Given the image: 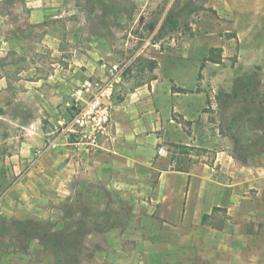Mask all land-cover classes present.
Segmentation results:
<instances>
[{
	"label": "crops",
	"instance_id": "obj_1",
	"mask_svg": "<svg viewBox=\"0 0 264 264\" xmlns=\"http://www.w3.org/2000/svg\"><path fill=\"white\" fill-rule=\"evenodd\" d=\"M67 3L70 0L14 1L19 10L9 21L4 22L0 14V31L5 24L13 28L6 35L0 32V99L12 93L26 103L33 100L42 106L38 113L33 110V121L20 127L21 140L17 142L16 136L9 134L4 162L11 166L6 175L15 174V165L25 163L32 151L48 140L50 133L43 128L42 119L54 125L58 121L51 108L46 113L48 102L66 98L82 76H102L103 65L115 63L117 54L109 33L94 31L86 41L85 55L71 45L74 56L67 59L71 70H60V61L44 64V59L56 54L66 61L60 57L64 53L62 45L66 41L76 44L75 37L81 35L80 29H70L71 19L65 17ZM203 3L213 18L200 25L190 24V40L175 46V50L155 46L150 56L154 61L150 71L155 78L127 89L111 112L106 135L98 140V150L88 153L80 143L65 138L57 141L58 146L40 159L37 169L1 198L0 215L52 221L60 226L65 219V203L83 181L108 191L116 209L127 216L118 230L84 238L88 248L100 246L98 253L90 251L92 262L264 264V155L242 163L233 156L231 143L220 134L218 123L212 131L205 122L196 123L207 119V96L201 88L210 82L208 73L224 62L222 53L234 41L226 40L224 35L235 34L241 42V37L250 40L256 29L264 28V0ZM122 4L126 9H122L121 17L133 24L138 22L140 29L146 18L155 20V0H123ZM108 15L101 16L103 22ZM161 23L152 25L155 31ZM106 27L115 28L109 23ZM179 30L172 32L178 35ZM252 44L249 42L246 50H254ZM210 49H221L220 63L204 61ZM9 55L22 59L3 60ZM181 62L194 65L187 84L172 79V72ZM165 63L168 87L162 83L166 78L157 74ZM75 64L84 65L86 71ZM45 66L54 69L42 74ZM9 70H13L14 77ZM179 116L185 124L175 120ZM160 148L163 153L158 155ZM33 244L27 254L3 256L0 264H58L47 252L36 258L40 247Z\"/></svg>",
	"mask_w": 264,
	"mask_h": 264
},
{
	"label": "rangeland",
	"instance_id": "obj_2",
	"mask_svg": "<svg viewBox=\"0 0 264 264\" xmlns=\"http://www.w3.org/2000/svg\"><path fill=\"white\" fill-rule=\"evenodd\" d=\"M14 1L19 2L21 0H0V14L2 15L1 19L4 22L9 21L12 18V15H14L17 10H19V5L12 4V2ZM122 1L123 0H70V3H67L68 11L65 14V17L71 19L70 27L73 28L70 29H80L81 35L78 38L75 37L74 41L76 42V44L66 41L62 45V50L64 53H62L60 57L64 58L66 61L59 60L58 54H56L57 56H50L46 61L45 59L43 61L45 65L47 62L53 63V61H60V70H71L72 68L69 67L71 64L69 61H67V59H71V56L72 58L74 56L71 51V45L75 46V50L78 53H80L81 55H85L88 47L86 41L89 38V34L91 32L102 31L104 33H109L110 42L114 47L113 51H115L117 54L115 63H118L120 65L127 64L122 73L121 82L116 86L114 94L111 98V102L108 106L110 115L114 107L119 102H121L124 95L127 93V89L132 90L137 86L143 85V83H149L151 79L155 78V74H153V71L149 70L147 64V61L154 62L152 59H150V56H152V51L154 49L152 47L153 43L160 42L161 40L166 39V37H171L172 34L176 35L175 33H173V31L158 37L157 31H155L152 27L153 24H155V27H157L156 25L162 22L163 18L167 15L169 10L184 8L182 14L180 15L182 21L180 23L179 29L181 30H179L180 32H176L178 35L175 36L177 46L176 48H178L180 44L184 45L185 43H187V41L190 40V37L188 35V27L190 24L200 25L201 21H209V19L211 20L213 18L210 11L207 10L208 8L203 7V2H205V0H155V20H151L152 18L149 17L146 18L144 26L140 29L138 22L133 24V22L129 19L126 20L127 18H125V16L124 18L121 17L123 16L121 14L122 9H126V6L122 4ZM101 8H108L110 10V14L108 15L109 18H107L104 22L101 18ZM188 12L190 13L188 14ZM6 14L7 17L4 18ZM111 14L116 15V19L118 22V24L115 25V28H112L113 30H110V28L106 27L107 23L110 22L112 24V22L114 21V18L111 16ZM1 29V34L6 35L13 28L11 26H6L5 24ZM256 31L257 32L254 33L253 36H251L250 40H248V38L246 37H241V42L236 38L235 34L229 33L224 35V38L226 40L234 38V41L230 46H227V50L222 53L224 54V62L208 73V75L211 73L210 78L208 79L210 82L206 83L204 88H201V92L205 93L207 96V106L204 111V113L207 114V119H198L199 121L196 122L197 124H203L205 122L209 129H211V131L215 128L216 123H218L219 126L217 113L218 108L216 102L217 95H219V93L221 92L228 93L231 91L233 80L236 75L250 73L253 70H256V68L260 84L259 89L256 92L257 97L255 99L253 109L264 114V28L256 29ZM67 38L69 40L72 39L71 36ZM248 41L250 43H254L252 44L255 47L254 50H246V48H248ZM196 43H200V41L196 39ZM176 48H174V50ZM199 52L200 51L197 50V53ZM21 59V56L9 55L3 60L9 62H19V60ZM42 60L40 62H42ZM75 66H77V68L81 71H86L87 69L82 64H75ZM166 66L167 64L165 63V65L158 70L157 74L161 79L166 78L165 82L163 81L162 83L163 86L168 87L169 82L167 81V78H169V76L167 77L166 75ZM53 69V67L45 66L42 70V74H46ZM179 69L181 70L180 72ZM9 71L11 73V77H14V73L12 72L13 70ZM180 74H184V76H181ZM193 74L194 65H187L186 62H181L177 69L172 72V79L181 84H187L191 81ZM86 76L88 75L82 76L80 81ZM184 79L187 80L184 82ZM159 86L162 87V85L160 84ZM173 87L175 89V86ZM160 90L162 89L160 88ZM67 98L68 95L66 96V98L63 97L60 100H56L55 102H48L49 107L46 108V113H48L47 109L51 108L52 112H54L56 118L58 119L55 125L49 123L46 118L42 119L41 123L43 124V128L45 130H48V132L50 133L47 137L48 140L45 142L42 148L33 150L30 157L25 163H18V165H15L16 167L18 166V170L15 174L12 173L9 175H6V169H8V167L11 165H8L4 162V156L8 153L9 150L6 147V140L9 134L13 137L16 136V138L14 139L17 142L21 140L23 130L20 127L25 126L26 124H29L31 121H33L35 117L33 114V110L38 113V111H40L39 107L42 108V106H37L36 104H34L33 100L31 101V103H26L25 100L19 99L18 96L15 97L12 93L10 94L9 98L6 97L0 99V200L8 192V190H10L14 185L18 184L26 174L34 171V169H37L40 163V159H42L43 156H45L49 151L54 150L58 146L56 144L57 141L64 140L65 138L72 143H80L84 151L88 153H95L96 150H98L93 146H89L87 144V139H82L80 136L71 134L69 132L60 131L61 126L58 123L59 120H68V114L63 108V104L67 100ZM3 108H5V112L3 111ZM175 120L180 123L182 122L183 124L186 123V121H184L181 116H179ZM100 137L101 134L97 135V143ZM226 139L229 140L228 138ZM50 142H52L51 146L49 145ZM10 150H13V148H11ZM14 150H17V148H15ZM81 186L90 187L91 191H93V197L88 198L86 196L87 199L85 201L81 197L77 198L79 187ZM89 202L93 204L91 208L89 210H85L84 213H93L95 215H100L104 212V217L106 218V220H104V223H101L100 226H90L84 233V235H82L84 226L81 225L80 227H78L76 226V224H82L83 216H81L79 212H75L74 210H76V208L79 207L80 204H83L82 207L86 206L89 208V206L86 205ZM63 210L65 218L63 224L58 226L55 222L50 221L51 224L56 227V229H60L61 227L65 228L58 241L63 242L65 240H68L69 238H72L73 240L76 239L80 242L81 248L80 250H77V256H75L72 261H60V258H62L61 248H56L52 251H46L53 257L54 262L58 264H91L90 262L92 261L90 260H93L91 258V252L98 253L100 251V246H98V244H94L91 246L92 248H88L87 246H85V243L83 241L84 238L89 234H94L96 232L102 233L106 231H116L115 229L119 228L122 225L123 219H125L126 216V213L121 211L120 208L116 209L115 200L111 197L108 191H105L103 189L97 190V187H91V185L83 181L79 183L77 191L73 194L71 199L65 203ZM65 215H68L69 217H65ZM34 243L35 246L38 245L40 247V250L36 252V258H38V256L41 255L40 253L43 252L41 249L42 247L40 246L39 242L34 241ZM78 244L79 243L76 242V245ZM92 264L112 263H110L106 259H95Z\"/></svg>",
	"mask_w": 264,
	"mask_h": 264
},
{
	"label": "trees",
	"instance_id": "obj_3",
	"mask_svg": "<svg viewBox=\"0 0 264 264\" xmlns=\"http://www.w3.org/2000/svg\"><path fill=\"white\" fill-rule=\"evenodd\" d=\"M183 10L184 8H179L168 11L157 31L158 37L179 29L182 21L180 15ZM100 11L103 18L110 14L108 8H101ZM113 16L114 21L112 24L109 22L111 27L118 24L116 15ZM220 54L221 49H210L204 61L220 63ZM147 64L149 70L154 68L153 62L147 61ZM256 70L236 75L231 91L228 93L221 92L216 97L219 132L229 139L233 156L242 163L256 156L264 155V114L253 109L257 97L256 92L260 84ZM180 92L184 93L186 91L180 89ZM92 192L90 187L81 186L77 198L81 197L85 201L86 196L88 198L93 197ZM91 202L86 204L89 208L82 207L83 204H80L74 210L83 216L82 224H76L78 227L84 226L82 235L90 226H100L106 220L104 212L100 215L84 213L85 210L91 208L93 204ZM67 216L65 215V217ZM64 229V227L56 229L50 221L17 220L0 215V259L14 253L27 254L34 241H36L40 243L43 252L61 248L62 258H60V261H72L77 256L76 252L80 250L81 244L78 240L75 239V241L72 238L59 242L58 239H60ZM76 242L79 244L76 245Z\"/></svg>",
	"mask_w": 264,
	"mask_h": 264
},
{
	"label": "built area",
	"instance_id": "obj_4",
	"mask_svg": "<svg viewBox=\"0 0 264 264\" xmlns=\"http://www.w3.org/2000/svg\"><path fill=\"white\" fill-rule=\"evenodd\" d=\"M175 36L172 34L171 37L153 43L152 47L174 48ZM126 65L118 63L103 65L105 73L102 76L88 75L70 91L63 104L68 120L60 119L58 122L63 131L87 139V144L96 148L97 135H106L110 121L108 106L116 86L121 82ZM51 144L52 142L49 143L50 146ZM162 153V148L157 150L158 155Z\"/></svg>",
	"mask_w": 264,
	"mask_h": 264
}]
</instances>
